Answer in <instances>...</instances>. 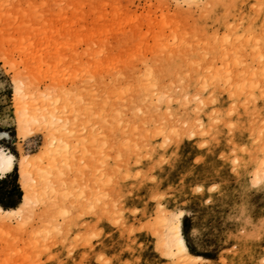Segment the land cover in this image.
Segmentation results:
<instances>
[{"label": "rangeland", "instance_id": "374dc122", "mask_svg": "<svg viewBox=\"0 0 264 264\" xmlns=\"http://www.w3.org/2000/svg\"><path fill=\"white\" fill-rule=\"evenodd\" d=\"M3 13L0 149L17 161L0 176V208L16 211L0 214V264H264V0H0ZM148 73L166 100L144 91ZM18 81L86 101L21 130ZM122 85L127 139L101 122ZM22 161L44 166L40 182ZM166 217L187 254H170Z\"/></svg>", "mask_w": 264, "mask_h": 264}, {"label": "bare ground", "instance_id": "6f19581e", "mask_svg": "<svg viewBox=\"0 0 264 264\" xmlns=\"http://www.w3.org/2000/svg\"><path fill=\"white\" fill-rule=\"evenodd\" d=\"M4 14L5 13H3L2 18L0 19L3 22L7 21L6 19L8 18V17L6 18V16H4ZM9 17L11 18L10 15H9ZM8 20H9V18H8ZM11 41H13V38L11 39ZM22 43H26V39H24L22 41ZM153 76L154 75H152V73L151 74H149V73L145 74L143 80H141L142 87L144 88V91L146 90L149 92V94H150L149 97L151 99L152 98L154 99V97H151V94H154V96H156L158 99H162L164 92L161 91L162 89L160 88V85L157 83V81H159V80H157L155 78L156 76H154V78H152ZM21 80H20V82H21ZM154 80H156V81H154ZM22 81H24V80H22ZM26 81L27 80H25V82ZM25 82H24V85H22V83H19V81H18L17 87H16V93H15L16 94L15 104H14L15 108H16L17 119H18L17 122H18L19 128L21 130L24 129L26 126H30V127H36V126H40V125H43L44 127H46V126H53V127L58 126V124L61 121L67 120V117L63 118L60 115H57V113H56V110L59 107L58 105L61 103V101L63 99L66 100V103H67L66 106L69 110H71L72 116H76V113L78 111L77 109L79 108V106L82 105V101L85 100V97L83 96V94H85V93L81 94L82 91L80 92V94H78L79 95L78 100L73 99L71 97V93H67V92H65V93L61 92V93L57 94V96L55 94L53 96H50V94L40 92V90H38L39 88L37 89V88L32 87V86H30V87L26 86ZM32 84H33V82H32ZM142 87H140L141 90L143 89ZM80 88H82V87H80ZM114 89H116V91L114 90V92L112 91L110 94L108 93L109 94L108 97L105 96L106 98L105 99L103 98V100L101 102V107H102L101 122H102L104 127L108 128L109 122H111V120H114V122H115L114 126L116 127V125H117V127H119V128H117V131H119V130L122 131L124 133L125 138H126L127 135H129L131 133H136V128H133V129L128 128V126L124 125L125 123H124V120L122 119L123 116L121 117V115H123L122 109L124 108V102L127 100L128 93L130 92L131 88L128 87V85H122V86H120V89H119L120 91L117 90L118 87L117 88L115 87ZM148 92H145V93H148ZM161 94H163V95H161ZM170 97H172V96H170ZM170 99H172V98H170ZM164 100H166V99H164ZM85 101H84V103H85ZM171 101H174V100L172 99ZM86 105H87V107L83 108V110H84L85 114L88 116L92 112L91 111L92 107H90L91 106L90 104H86ZM68 124L65 122V125H64V126H66L64 128H67V129H65L67 131L66 135L71 134L72 136H76L75 130L72 127H69ZM112 125H110L109 127H112ZM62 126H60V127H62ZM107 130L105 129V131H107ZM111 130H113V129H111ZM114 131H116V129ZM166 131L167 130L164 127H160L156 131L154 136H156V137H161V136L163 137L166 135L168 136L169 133L166 134ZM60 132H62V130ZM127 132H129V134H127ZM135 135H138V134H134V136ZM129 137H130V135H129ZM59 138H60V136H58L57 140H55L56 139L55 138L53 143H52L53 145H50L48 148V151L50 152L48 158L50 160V165L53 169L57 168V166L59 165V163L55 162L57 159L56 156H57L58 152H60V149L58 148V144L60 141ZM169 138L170 137H168V139ZM163 139H164V137H163ZM109 142H110L109 136L106 132V134L102 137V146H103V147L101 146V148H102L101 149L102 150L101 151L102 159H105L108 155L107 149L110 147ZM16 161H17V157L15 154H13L9 151H5V150L0 149V176L2 174H7V173L11 172L15 166ZM108 171H106V172H108ZM22 172H23L24 176H26V175L28 176V174H31L33 177H35V182H37V181L40 182L42 174L44 173V166L36 165V164H33L32 166H30V165L24 166V161H22ZM106 172H105V175L109 176V174H108L109 172L108 173H106ZM35 188H37V186L34 184V182H30L29 178H28V182L25 184V189L27 191V198L28 199L31 198L32 194L35 192V190H37L40 193V197H42V199L45 200L47 197V191H45V189H42V188H40V189H35ZM46 189H47V187H46ZM22 210H21V212H22ZM3 213L9 215V214L16 213V211H4L2 208H0V214H3ZM168 217H166L163 220L162 226H163V230L167 234L165 242H167L166 246H167L170 254L172 256H176L179 254H187L188 248H187V244H186V241L184 239V236L182 234V226H181L180 219L178 218L175 220L173 218H168Z\"/></svg>", "mask_w": 264, "mask_h": 264}]
</instances>
